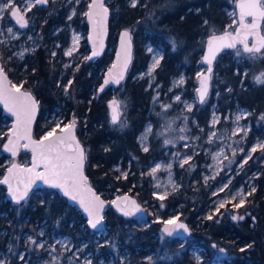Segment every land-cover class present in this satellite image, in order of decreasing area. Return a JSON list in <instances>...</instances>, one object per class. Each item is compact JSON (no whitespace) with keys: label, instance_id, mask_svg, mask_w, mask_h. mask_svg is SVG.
<instances>
[{"label":"rangeland","instance_id":"obj_1","mask_svg":"<svg viewBox=\"0 0 264 264\" xmlns=\"http://www.w3.org/2000/svg\"><path fill=\"white\" fill-rule=\"evenodd\" d=\"M49 1L51 3L48 5L39 6L37 4L26 12L25 18L30 23L26 29H21L11 17V9L2 14L3 18L0 19V59L10 71L19 76L22 74V71L19 70L21 62L24 61L27 54H32L39 47L42 40L49 45L52 61L64 70L60 78H64L75 57H79L82 62L90 56V47L85 48L83 43L88 36V29L84 28L83 24L86 22L85 13L88 11L91 0ZM236 1L224 0L227 4L224 9L231 18V22L225 30L233 31L234 29L229 28V25L238 21ZM27 2L28 0H14L13 6L19 7L21 13L24 14ZM106 2L111 7V0H106ZM140 2L141 0H137L136 5H139ZM4 3L5 0H0V6ZM126 3L133 7L132 0H126ZM231 13H235V15H231ZM59 16L64 19L65 26L53 24L46 27L44 31L41 29L42 26H46L49 20L56 21ZM115 24L121 26L122 22L119 17L116 18ZM73 26L76 30L73 29ZM8 28H12V33L7 31ZM120 29L121 27L116 28L114 31L116 36L114 34L109 41L107 54L109 58L112 57V62L105 69H108L113 63ZM41 31L43 32L41 33ZM147 34L149 37L157 35L153 30ZM65 36L67 37L66 43L62 39ZM209 36L205 33L197 38L198 59L193 61L189 56L182 60L181 63H178L180 69L175 75H168L164 72V48L155 45L149 39L143 41V37L139 36V45L150 57L146 68L134 74L129 80L130 84L136 87L144 83L146 86L144 92L148 93L145 100L148 102L151 117L139 134L137 142L143 152H145L144 147H147L148 151L157 155L147 166V173L151 175L153 181L154 197L160 201L174 197L179 198L184 178L187 175L194 177L196 173H199L200 177L196 180L193 179V185L202 184L208 191L207 204H205L206 212L197 219L195 218L199 227L203 226L209 215L221 217L229 213L232 216L245 217L241 208L246 204L251 189H256L252 194L258 191L262 182L259 178L264 167V149L257 147L255 152L251 151L253 147L264 144V129L260 132L255 130L250 121L253 110L238 101L233 102L231 96L233 85L237 82V76L240 74L239 88H246V80L264 85L255 79L257 76L264 79V76L261 75L264 73V51L255 56L243 51L240 55H236L237 49L224 52L218 58L216 69L212 74L211 95L206 103L200 105L198 104L197 91L201 80L206 75L207 67L202 62V55ZM77 37L78 40L75 39ZM201 46L203 47L202 52H198V48ZM149 48H152L151 52L148 51ZM69 51L72 52L70 56L67 55ZM21 52H23V57L19 55ZM157 54L162 55L163 59L158 66L153 68V57ZM187 68H191L192 72L189 73ZM201 73H203L202 76ZM181 78L184 82L178 84L177 82ZM127 80L128 77L120 87L112 89L106 100L107 124L115 131L125 130L129 126L131 104L126 97ZM12 83L17 86L24 85V79L20 77L17 83ZM67 88L68 85L65 86V95H67ZM177 96L180 97L179 100L176 99ZM111 99L119 102L121 118L118 124L112 123L110 118L108 104ZM237 116H241L239 121L236 120ZM200 118L204 119L206 124L202 123ZM214 118H218L215 124L213 123ZM73 120H75L77 131H79L81 129L79 120L73 113L67 117V114L59 112L50 117L49 121L53 124L47 132L57 124L63 127ZM4 124L11 126L12 121ZM239 129H244V131H239ZM212 132L216 133L215 137H210ZM180 137H185V139H180ZM166 140L171 143L166 144ZM220 152H223V155L220 156L219 161L215 160L213 157ZM189 156L191 157L189 162L181 167V161ZM202 160L204 162L199 166V162ZM245 160L247 163H244ZM14 161L21 163L19 157H10L8 160L9 164ZM29 164L25 163V165ZM169 165L171 167H168ZM157 166H159L157 171L151 174L152 169ZM114 168L120 176L125 178L123 174L127 173V169L119 164ZM170 180L172 183H169ZM157 184L160 185L159 188L156 187ZM172 184L177 186L175 190ZM221 188L223 191L220 190ZM165 191H167V195L163 199H159L157 194L163 195ZM239 192L243 193L245 202L241 207L236 208L234 205L241 199L236 195ZM103 193L111 204L116 197L127 192L104 190ZM234 196L235 200L232 199ZM222 201L225 203V207L216 212V208ZM72 207L77 211L65 212L51 222L38 223L33 226L34 232L25 233L24 237L19 236L16 241L11 240L12 237H10L11 241L7 244L6 249L0 251V262L2 264H192V262L208 264L207 261H204V255L196 243L193 242V230L184 239H174L162 230L164 221L177 216L179 220L188 222V214L183 212L182 205L173 206L171 202L167 205L166 210L158 207L152 212L144 207L149 215V220L142 222L132 219V222L123 224L125 238L116 235L113 227L108 224L105 230L94 231L89 227L87 220L78 208ZM65 214L69 216L66 217ZM115 214L118 215L110 205L105 212V218L115 221L117 219ZM41 233L43 234L41 235ZM3 234L7 235V231L4 230ZM32 240L37 243L33 244ZM41 243L44 245L43 248L38 247ZM220 256L221 261L212 264H223L226 253L223 252ZM230 260L229 258L228 261Z\"/></svg>","mask_w":264,"mask_h":264},{"label":"trees","instance_id":"obj_2","mask_svg":"<svg viewBox=\"0 0 264 264\" xmlns=\"http://www.w3.org/2000/svg\"><path fill=\"white\" fill-rule=\"evenodd\" d=\"M226 6L224 0H141L139 5L130 7L126 0H111L108 46L117 27L131 30L135 42L133 62L126 82V97L131 108L129 126L125 130L115 131L107 124L106 100L112 88L99 90L107 70L105 68L112 62L107 50L96 60L87 58L80 62L79 57H75L64 78H60L64 70L52 61L49 45L44 40L21 62L20 76L10 71L7 66L4 67L12 82L17 83L22 77L23 88L33 92L40 102V113L34 128L36 138H41L51 127L53 124L49 121L51 116L59 112L67 114V117L70 113L76 116L81 127L77 134L87 150L86 172L92 185L103 197L104 190L127 192L135 196L141 205L151 212L158 207L166 210L171 202L173 206L182 205L183 212L188 214L187 223L193 230V242L208 264L221 261L219 257L223 252L226 253L223 264H264V167L259 178L262 182L258 191L250 195L241 208L245 213L243 220H233L232 215L226 213L221 217L214 216L211 220H205L203 226L199 227L196 219L206 212L208 193L202 184L193 185L194 180L200 177L199 173L194 177L193 175L188 177L185 173L187 176L184 178L179 198L157 200L153 193L151 175L147 173V166L157 155L151 151L143 152L137 142L139 134L151 117L148 102L145 100L148 96V93L144 92L145 84L141 83L136 87L129 82L134 74L146 68L150 57L139 45L138 37L142 36L143 41L149 39L150 42L164 48V72L175 75L179 72L178 63L182 60L189 56L193 61L198 59L196 40L199 36L205 33L209 35L219 33L226 29L231 22L224 9ZM117 17L122 22L121 26L115 24ZM53 24L64 26L66 23L59 16L56 21L51 19L46 26L40 28L44 31ZM83 27L88 29L86 22ZM152 30L157 35L149 37L147 33ZM62 39L66 43L67 37ZM172 41H175V48ZM83 43L87 48V39ZM202 49V46L199 47L198 52H202ZM186 70L192 72L191 68ZM240 75L233 85L232 100L253 110L250 121L254 129L260 132L264 129V119H262L264 85L246 80V88H239ZM67 85V95H65ZM11 121L0 108V180L10 165L8 162L10 156L6 155L2 148L11 128L4 123ZM200 121L206 124L204 119L200 118ZM19 158L22 164H29L31 155L22 151ZM203 162L204 160L199 162V166ZM117 164L127 169L125 178L114 168ZM198 170L200 172V169ZM73 211L77 210L54 189H37L24 203L16 204L7 198V189L0 184V251L6 249L11 240L16 241L19 236L22 238L25 233L34 232V225L54 221L58 215ZM65 216L69 215L65 214ZM115 216L117 218L115 221L105 218L106 223L113 227L116 235L125 238L123 224L132 222V219H126L120 214ZM4 230L7 231V235L3 234ZM248 245L252 246L248 247ZM220 249L224 251L221 252ZM241 249L245 250L241 251ZM192 264L197 263L192 262Z\"/></svg>","mask_w":264,"mask_h":264},{"label":"snow or ice","instance_id":"obj_3","mask_svg":"<svg viewBox=\"0 0 264 264\" xmlns=\"http://www.w3.org/2000/svg\"><path fill=\"white\" fill-rule=\"evenodd\" d=\"M48 0H28L25 5V12L21 14L19 7H14V0H5V3L0 6V19H2V14L5 11H10L11 17L15 18L16 23L24 28L27 26L28 21L25 19L27 11L31 10V7L37 4H47ZM137 0H132V6L135 7ZM237 7L239 9L238 21H234L229 28H233V31H225L222 35H212L207 41V55H205L204 60L209 65L215 59L216 54L223 48L237 49L236 55H240L241 51L248 53L251 56H255L264 50V35L260 34V22L264 20V0H237ZM89 11L85 15L92 21L93 32L97 33L101 37L100 48H102V35L104 32L105 21L108 15V9L104 6V0H91L88 5ZM74 14V13H73ZM235 15V13H231ZM251 17V22H247V18ZM71 19V17H69ZM238 24V26H236ZM99 29V30H98ZM7 31L12 33V28H8ZM249 37L254 38V43L249 46ZM78 40V37L75 38ZM130 42L131 36L126 30L121 36V53L117 55V63L112 65V68L108 71V79H105L104 84L107 85L110 81L119 84L124 78V70L127 68V64L130 59ZM95 43V42H94ZM173 48H175V41H172ZM241 45L242 49H238L237 45ZM148 51H152L149 48ZM99 50L94 47L92 56L99 55ZM23 57V52L19 53ZM54 55V54H53ZM67 55H72L69 51ZM92 57H88L91 59ZM163 59L162 55H155L153 57V68L159 65L160 61ZM211 73V67L208 69ZM201 76L203 73L200 74ZM264 76V73L261 74ZM256 81L258 83H264V79L261 76H257ZM207 80L208 77H204L201 80L199 91V100L203 103L205 96L207 95ZM184 81L181 78L177 83L182 84ZM71 83V82H69ZM23 85L17 86L11 84L8 81L7 76L4 74L3 67L0 66V102H3L5 107H7L9 112H12L16 117V126L13 129L14 139H10L5 148L11 152L13 155L16 154V149L19 145L20 140H25L27 143L23 147H31L33 153L32 167L30 168H20L19 165L13 164L11 168L8 169V175L4 177L0 183L8 185V191L13 200L17 203L23 201L28 196L29 190L36 183L37 180L43 181L45 184L50 185L54 188L62 189L64 195L69 196L72 200H78L81 207L89 216L88 223L93 229H97L101 225L103 216L101 215L105 202L100 199L95 192L87 186V178L83 174V164L85 160L84 149L79 144L74 136V125L75 120L64 125L57 124L50 131L44 134L39 140H33L31 136V124L35 118V113L37 109V101L31 95L30 92H22L20 88ZM100 91H103L101 87ZM177 100L180 99L179 96L176 97ZM112 109V123L116 124L120 122V112H119V102L113 100L110 105ZM241 116H237L236 120L239 121ZM264 119V117H262ZM218 118H214L213 123L215 124ZM124 126L123 124L121 125ZM57 129L59 133L57 134ZM150 131V129H149ZM183 131V130H182ZM239 131H244V129H239ZM216 133H210V137H215ZM180 139H185V137H180ZM166 144L171 143V141L166 140ZM257 147L264 149V144L257 145L251 149L252 152L257 150ZM145 152L148 151L147 147L143 149ZM223 152L218 153L213 158L219 161L220 156ZM235 155V152H233ZM251 158L250 156L248 157ZM191 157H185L181 161V167L187 164ZM227 159V157H225ZM222 163V161H220ZM247 163V160L244 161ZM157 167L152 169L154 174L157 171ZM168 167H171L170 165ZM125 177L127 173L123 174ZM15 181V183H13ZM169 183H172L171 180ZM22 186V187H21ZM157 188L160 187L159 184L156 185ZM173 189H176V185L172 184ZM226 187V185H225ZM223 191V188L220 189ZM255 188H252L248 195L255 192ZM167 195V191L163 195L157 194L159 199H163ZM240 196L241 199L239 203L235 204L234 207H241L244 202V196L242 192L236 194ZM119 199V198H118ZM123 201L128 202L129 198L127 196L122 198ZM233 200L236 197H232ZM115 204L116 201H113ZM131 208H122L119 204L117 207L123 212L125 216L133 215L134 212L140 211L139 205L133 200L130 202ZM163 207V205H161ZM225 207V203L222 201L216 208V212H219L220 208ZM207 219H213L212 215H209ZM233 220H243L244 216H232ZM179 217H174L172 219L164 221L163 232L168 236H172L177 230L183 229L187 231V226L184 223H177ZM172 225V227H169ZM43 233H41L42 235ZM33 244L37 242L32 240ZM252 245H248L251 247ZM38 247L43 248V243L39 244ZM66 247V245H65ZM215 247V245H213ZM54 250V249H53ZM245 249H241L244 251ZM221 252L224 249H220ZM23 259V257H21ZM2 264V262H0Z\"/></svg>","mask_w":264,"mask_h":264},{"label":"water","instance_id":"obj_4","mask_svg":"<svg viewBox=\"0 0 264 264\" xmlns=\"http://www.w3.org/2000/svg\"><path fill=\"white\" fill-rule=\"evenodd\" d=\"M39 5L42 6V5H47V4H39ZM104 6L108 9V15H107V19H106V21H105L104 32H103V35H102V45H103L102 48H100L101 37H99V36L97 35V33H94V32H93V24H92V21L89 20V18L86 16V23H87V25H88L87 43H88V46H89L90 49H91V53H90V56H89V57H92L91 60H96V59L102 57V56L105 54V52H106V50H107V48H108V40H109V37H110L111 7L107 4L106 0H104ZM88 11H89V8H88ZM88 11H87V12H88ZM236 12H237V20H238V18H239V17H238L239 9H238V7H237V1H236ZM13 19L15 20V18H13ZM251 19H252L251 17L247 18V22L250 23V22H251ZM15 21H16V20H15ZM237 26H238V25H237ZM19 27H20V26H19ZM27 27H28V23H27V26H26V27H24V28H21V27H20V28H21V29H26ZM98 30H99V29H98ZM126 30L129 32V34H130V36H131V42H130V45H131V46H130V59H129V62H128V64H127V68L124 70V78L120 81L119 84H115V83H113V82L110 81L107 85H105V84H104V81H105V79H108V71H109V69L112 68V65H113V64L117 63V55L121 53V36H122V34H123ZM225 31H226V30H224V31H222V32H219V33H214V34H215V35H222ZM227 31H232V30H227ZM214 34H211V35L208 37L207 41H208V40L210 39V37H211L212 35H214ZM260 34H261V35H264V20H262V21L260 22ZM207 41H206V43H205V47H204V51H203V55H202V62H203V64L207 67L206 75H205L204 77H208V80H207V89H208V90H207V95L205 96V99H204L203 103L200 102V100H199V91H197L198 104H200V105L206 103V101H207L208 98H209L210 91H211V86H212V74H213V72H214L215 69H216V63H217L218 58H219L224 52H226V51L236 50V49H229V48H223V49H221V50L216 54V57H215V59L212 61V64L209 65V64H208L207 62H205V60H204L205 55H207ZM94 42H95V43H94ZM253 43H254V38H253V37H249V46H251ZM94 47H95L96 50H99V53H100V54L97 55V56H92V53H93ZM237 48H242V46L238 44V45H237ZM134 50H135V42H134V38H133V34H132L131 30H129L128 28H122V29H120L119 32H118L117 47H116V50H115L113 63H112V65L106 70L105 75H104V78H103V82H102V84H101L99 90L101 89V87H103V90H104L106 87H111L112 89H115V88L120 87L121 84H122L123 82H125V80H126L127 77H128V74H129V71H130V68H131L132 62H133ZM263 51H264V50H262V52H263ZM247 54H248V53H247ZM0 66L3 67L4 74L7 76L8 81H10L11 84H13L12 81H11V78H10L9 74L6 72V70H5L4 66H3V62L1 61V59H0ZM209 67H211V73H209V71H208ZM204 77H203V78H204ZM199 89H200V85H199V87H198V90H199ZM20 90H21L22 92H24V91L30 92L31 95H32V96L35 98V100L37 101V109H36V113H35V118H34V120L32 121V124H31V136H32V139H33V140H39L40 138H36L35 135H34V128H35V124H36V122H37V119H38V116H39V113H40V102H39V100L36 98V96L33 94V92H31L30 90H26V89H24V88H20ZM113 100H114V99H111V100L109 101V104H108L109 107H110L111 102H112ZM0 108L2 109L3 114L6 115V116H8V117L12 120V125H11V128H10V130H9V134H8L7 140H6L5 143L3 144V148H2V149H3V152H4L6 155H8V156H10V157H12V158H18L19 155H20V153H21L22 151L29 152L30 155H31V160H30V164H29V165L21 164V163H19L18 161H14L12 164H10V165L8 166V168H7V170H6L5 174H4V176H3L2 179L0 180V181H2V180L4 179V177L8 175V169L11 168L13 164H15V165H19L20 168H25V167L30 168V167H32L33 153H32V151H31V147H28V148L23 147V145H24L25 143H27V141H25V140H20V141H19V145H18V147H17V149H16V154H15V155H13L11 152H9V151L5 148V145L8 144V141H9L10 139H14V136H13V129H14V127L16 126L17 121H16V117H15V115H14L12 112H9V111H8L7 107H5V105L3 104V102H0ZM119 112H120V110H119ZM110 118H111V121H112V109H111V107H110ZM120 118H121V115H120ZM118 123H119V122H118ZM118 123H116V124H118ZM57 134H60L59 131H57ZM74 136H75L76 140L79 141V144L81 145V147L84 149L85 160H84V164H83V174H84V176L87 178V186L90 187V188L95 192V194H96L97 196H99L101 200H103V201L105 202V204H104V208H103V211H102V213H101V215L103 216V220H102V222H101V225L98 226L97 229H93V228L90 226V224L88 223V221H89V216H88V214L84 211L83 207H81V205L79 204V201H78V200H72L69 196L64 195V192H63L62 189L51 187L50 185L45 184L43 181H39V180H37L36 183H35V184L31 187V189L29 190V193H28V196L26 197V199L23 200V201H20L19 203H17L15 200L12 199V197H11L9 191H8V185H5V184L0 183L1 185L5 186L6 189H7V198H8L11 202H13V203H16V204H22V203H24V202L29 198V196L31 195V193H32L33 191L37 190V189H41V188L54 189V190H56L60 195L64 196L72 206H75L76 208H78V210L80 211V213H81V214L83 215V217L87 220V223H88L89 227H90L91 229H93L94 231H97V232H101V231H103V230L106 229L107 223H106V219H105V212H106V210L110 207V205H112V207L115 209V211H116L118 214L122 215V216L125 217L126 219H137V220H140V221H142V222H147V221L149 220V215H148L147 211L145 210V208L143 207V205H141V203L138 201V199H137L135 196H133V195H131V194H129V193H126V194H123V195H121V196L116 197V198L113 200V201H116L115 204H114L113 202L110 204V203L107 201V199L104 198L103 195H101V194L97 191V189L92 185V183H91V181H90V178H89V176L87 175V172H86V165H87V150H86V147L84 146V144L82 143V141L80 140V138H79V136H78V134H77V128H76V125H74ZM13 183H15V181H13ZM21 187H22V186H21ZM125 196H127V197L129 198V201H128V202L123 201L122 198L125 197ZM118 198H119V199H118ZM133 200L136 202V205H139L140 211H136V212H134L133 215L125 216V215L123 214V212L120 211V208L117 207V204H119L120 207H122V208H126V209H127V208H131V207H132V205H131L130 202L133 201ZM248 214H250V213H248ZM254 220H256V219L254 218ZM181 222L184 223V224L187 226V229H188V230H187V231H184L183 229H179V230H177V231L171 236V237H173L174 239H184V238H187V237L191 234V227H190V225H189L187 222L183 221V220H178V221H177V223H181ZM164 226H165V225H163L162 230L164 229ZM169 227H172V225H169ZM165 234H166V233H165ZM166 235H167V234H166Z\"/></svg>","mask_w":264,"mask_h":264},{"label":"flooded vegetation","instance_id":"obj_5","mask_svg":"<svg viewBox=\"0 0 264 264\" xmlns=\"http://www.w3.org/2000/svg\"><path fill=\"white\" fill-rule=\"evenodd\" d=\"M50 3H51V2L48 0L47 5L50 4ZM38 5H39V4H38ZM39 6H41V5H39ZM21 14H22V13H21ZM12 18H13V17H12ZM25 19L27 20V18H25ZM27 21H28V20H27ZM15 22H16V21H15ZM72 24H73V23H72ZM65 25H66V24H65ZM65 25H64V26H65ZM18 26H19V25H18ZM29 26H30V23H29V21H28V27H29ZM28 27H27V28H28ZM67 27H68V26H67ZM68 28L70 29V25H69ZM105 53H106V52H105ZM3 66H4V64H3ZM4 68H5V67H4ZM6 72H7V71H6ZM11 81H12V80H11ZM125 81H126V80H125ZM122 84H123V83H122ZM122 84H121V85H122ZM211 92H212V86H211L210 95H211ZM210 95H209V97H210ZM208 99H209V98H208Z\"/></svg>","mask_w":264,"mask_h":264}]
</instances>
